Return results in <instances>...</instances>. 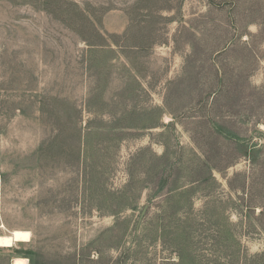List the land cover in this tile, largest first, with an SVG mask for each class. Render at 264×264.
<instances>
[{
  "label": "rangeland",
  "instance_id": "rangeland-1",
  "mask_svg": "<svg viewBox=\"0 0 264 264\" xmlns=\"http://www.w3.org/2000/svg\"><path fill=\"white\" fill-rule=\"evenodd\" d=\"M0 264H264V0H0Z\"/></svg>",
  "mask_w": 264,
  "mask_h": 264
},
{
  "label": "bare ground",
  "instance_id": "bare-ground-1",
  "mask_svg": "<svg viewBox=\"0 0 264 264\" xmlns=\"http://www.w3.org/2000/svg\"><path fill=\"white\" fill-rule=\"evenodd\" d=\"M32 239V233L29 230L17 229L12 231L9 235H0V247L11 248L16 244L29 243ZM26 259L17 258L13 264H26Z\"/></svg>",
  "mask_w": 264,
  "mask_h": 264
}]
</instances>
